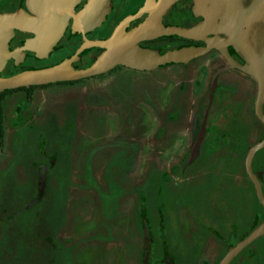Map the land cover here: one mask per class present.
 I'll use <instances>...</instances> for the list:
<instances>
[{
	"label": "flooded vegetation",
	"instance_id": "af4514ba",
	"mask_svg": "<svg viewBox=\"0 0 264 264\" xmlns=\"http://www.w3.org/2000/svg\"><path fill=\"white\" fill-rule=\"evenodd\" d=\"M71 1L72 9L63 32L49 48L38 50L28 48L27 42L36 38L35 32L19 28L11 22L0 21V77L51 67L75 54L83 43L107 39L122 20L131 16L124 27L128 32L149 20L158 2V0H108L103 6L101 1L91 15L94 18L81 29L75 25H79L81 12L91 0ZM58 3V0H0V16L24 13L37 17L32 8L52 9L57 7ZM194 4V0H173L164 11L160 12V24L163 27L179 28H191L202 24L203 16L195 14ZM254 28L260 34H264V23H256ZM213 36L212 33L196 38L160 34L139 40L138 46L164 53L190 46L208 47L207 40ZM218 36L226 42L231 59L238 64H245V58L228 42V37L223 33H218ZM103 51L104 48L97 46L83 48L76 54L77 59L71 61L72 68L78 70L88 67ZM226 65L227 61L222 53L210 47L203 54L186 62H169L158 67L167 68L168 74L172 72L178 74L179 89L182 87L186 91L189 87H195V90L199 91L206 84L209 89L217 69ZM123 70L138 69L118 64L103 73L89 77L98 79L115 77ZM228 72H239L248 82L247 90L250 91L251 86L255 88L254 96L249 95L247 99L246 92L242 93L234 81L223 75ZM89 77L72 81L75 83ZM60 82L63 81L0 90V264H58L59 250L62 254L60 257L62 264L65 262L66 264H113L110 253L114 252H116V261L120 263V257L123 255L122 247L131 248V242L136 244L135 247L139 251L136 264H141L145 243L143 217L148 222L149 257L154 240L162 250L161 264H219L229 248L255 228L247 233L243 232V226L249 225L244 217L247 212L246 206L242 207L238 217L217 211L219 217L215 218L211 213V216H208L210 220L203 223L193 216L185 221L176 217L178 199L189 194H196L200 199L204 186L213 185L215 182L227 183L228 186L235 184L236 179L230 169L234 170L236 167L231 163V158L238 154L240 157L243 152V169L254 189L245 171V156L250 146L264 139V135L259 138L252 137L253 128L246 125L241 118L244 102L250 101V112L261 122L254 112L258 85L252 76L234 66L225 68L217 74L205 129L198 152L192 160H190L191 150L185 161L184 155L181 156L186 146L182 137L178 139L180 143L176 151L171 152L170 149L164 153V149L171 146L172 134L169 132L179 131L176 128L184 122L185 103L179 107L175 104L172 105L173 107L170 105L169 110L167 104L168 111L162 119L157 118L161 115L160 112L156 113L155 122H158V125L153 138L157 145L150 147L147 153L150 161L146 162L143 175L138 173L141 147L133 139L138 138L136 136L138 132L132 133L130 130L123 132L122 129L116 131V135L113 136L114 142L105 140L106 134L102 130V125L106 122L103 113L108 102L103 97L90 101L86 99L85 103L88 107L94 105L99 112L98 120L94 121L96 130H93L99 141L92 146L88 144L84 147L83 140H79L84 137V135L80 136L83 132L79 133L75 130L77 122L80 123L78 117H74V114L78 116L79 113L78 103H69L64 114L66 119L63 120L65 129L63 133L61 132L67 137V145L64 148L59 147V115L54 111L51 112V129L45 128L44 124L47 123L48 116L45 109L41 108V103L42 91L46 85L73 84ZM205 98L204 106L198 114V132L207 104L208 90ZM144 100L158 109L151 97ZM167 100H170V97ZM135 101L130 100L133 108L137 104ZM262 109L264 112V102ZM213 113L222 123L210 130L207 124ZM130 117L131 114L125 118L124 122L127 124L124 129L131 122ZM261 124L264 126V123ZM79 146L89 147V155H93L91 160L96 159L99 162L97 167L94 165L90 167L85 161L83 167L85 178L78 180L77 173L74 174L76 164L71 156L79 154L77 152ZM262 149L264 147L254 154L251 168L260 181L264 193V159L260 164L253 165L254 157ZM80 155H82L81 160H84L85 155L83 153ZM102 155H104L103 161ZM59 158L62 160L63 180L60 179L57 170ZM170 163L171 166L165 167ZM179 169L183 172V177L179 182H172L171 177L174 174L172 170ZM60 181L65 183L63 194L59 193ZM11 189L13 190L10 193ZM48 191L54 197L52 201L58 203L61 200L63 211L58 220L54 219L50 210H43ZM254 193L264 210L255 189ZM168 199L172 200V204L168 205ZM66 202H68L67 206ZM198 203L203 204L201 199ZM149 207L155 208L156 219L153 224L156 223L158 236L151 230L153 226L148 220ZM66 208L75 210L69 218L68 227L71 226L73 239L68 244H64L60 238ZM184 213H188L187 209ZM87 223L89 226H86ZM78 227L81 230H78ZM255 240L242 248L227 264L247 263L251 256H254ZM93 248L97 250L95 257ZM126 257L128 259L124 264H134L133 259Z\"/></svg>",
	"mask_w": 264,
	"mask_h": 264
},
{
	"label": "rangeland",
	"instance_id": "374dc122",
	"mask_svg": "<svg viewBox=\"0 0 264 264\" xmlns=\"http://www.w3.org/2000/svg\"><path fill=\"white\" fill-rule=\"evenodd\" d=\"M223 75L227 76L230 80L234 81L236 83V86H238L242 93L246 92L245 97H247V99L249 95L254 96L255 88L251 86L250 91H248V82L244 77L240 75L239 72H228L224 73ZM167 79L169 80L167 81ZM195 89V87H189L186 91H184V88L182 87L181 89H179L178 74L176 72L168 74V69L165 67H158L151 70H123L120 74L116 75L115 77L108 76L102 79H98L96 77H89L87 79H82L78 82H75L69 86L61 85L58 83L49 84L46 85V87L42 91L41 108L45 109V111L47 112L46 115L48 116L46 117L47 123H45L44 125L45 128L48 127L50 130L52 126V121L50 120L51 112L54 111L58 113L60 130L58 134V143L59 147L64 148L65 145H67V137L62 134L65 129V122L63 120L66 119V116L64 114L67 110V106L70 105L69 103H78L79 113L78 116L74 114V117H78V121H80V123L77 122L75 130H78L79 133L80 131L83 132L80 133V136L84 135V137L79 140H83L85 144L84 147L88 144L92 146L95 142L99 141L98 136L94 134L93 131L96 130L94 128L96 127L94 121L98 120L99 117L97 116L99 112L96 108H94V105L92 104L90 107L86 106V99H89L90 101L98 100L102 97L105 98L106 102H108L107 107L104 109L105 113H103L105 115L106 122L104 123V125H102V130H104V134H106L105 140H108L109 142H114L115 138L113 136L116 135V131L122 129L123 132H128V130H130V132L132 133L138 132L136 134L138 138L135 137L133 139L134 141H137V143L141 147V157L138 160V173L143 175L145 164L147 161H150V159L147 157V153L150 150V147H152L153 145H157V143H154L155 141L153 138L156 126L158 125V122H155L156 113L159 114L160 112L161 114L157 118H164L166 111H168L170 108V105L171 107H173L172 105L175 104L179 107L182 103H185L186 114L184 115V122L181 124L180 127L178 126L176 128V130L179 129V131L174 133L173 131L169 132L170 134H172L171 146L170 148H165L164 153L168 152V150L170 149L171 152L176 151V148L180 143L178 139L182 137L186 143V146L185 151L183 150L181 156L184 155V161L189 156L191 150L190 146L192 145L193 140L199 129L198 114L204 106V102L206 100L205 94L208 90V86L207 84L204 85L203 88L199 91H196ZM177 96H179L178 99ZM214 96L216 97V92ZM147 97H151L153 99V102L158 108L157 110L153 108L152 103L145 102L144 98L146 99ZM169 97L170 100H167L169 99ZM240 97L242 98L241 94ZM130 100H136L135 103L137 104L135 105V108H133L132 104H130ZM244 103L245 104L242 108L241 118L245 121L246 125H250L253 128L251 133L252 137H262L264 135L263 124H261V122H259L250 112V101H245ZM167 104H169V106L167 107L168 110L166 109ZM99 109L102 111V107H100ZM129 114H131V122H129V126H126V128L124 129V126L127 124L126 122H124V120L126 117L129 116ZM221 123L222 121L216 119L213 113V116L210 117L207 126L208 129L212 130ZM84 147L79 146L77 148V152H79V154L77 153L78 155L74 154L71 156L74 164H76V167L74 168V174L77 173L76 176L78 177V180L85 178L83 169L85 161L89 163L90 167L93 165L94 167H97L99 162H97L94 158V160H91V157H93V155H89L90 148ZM80 153H83V155H85L84 160H81L82 155H80ZM243 154L244 152L240 155V157L238 154L236 155V157L234 156L231 158V163H233V165L236 167V169L234 170L230 169L231 173H233L235 176V184L228 186L227 183L222 184L215 182L213 185L204 186L203 195H201L202 198L200 197L203 203L202 205H199L198 202L200 199L196 194H189L184 196V198L178 199V205L176 210L177 219L185 221L186 219H188V217L193 216V218L195 217L200 223H203L210 220L209 217L211 216V213H213V217H219L217 211H219V213L220 211H222L224 215L229 214L230 216L235 215L236 217H238L240 215L242 207L246 206L247 212L244 214V217L246 219H244L248 220L247 223H249V225L247 224L248 226H243V232L247 233V231H250L259 223H261L264 219V210L258 202L254 193V189L251 183L248 181L247 176L244 172ZM162 155L163 153L161 154V156ZM95 157H97V155ZM103 158L104 155H102V161ZM263 159L264 149L260 150L256 154V156L254 157L253 165H258V163L260 164ZM58 162L59 165L57 170L60 174V179L63 180L64 173L61 171V158H59ZM169 166H171V163L167 164L165 167ZM192 168L194 167L192 166ZM172 171L174 172L173 176L171 177L172 182H179V179L183 177V172L180 171V169ZM205 171L206 170H204V172ZM58 186L59 193L63 194L65 189V183L63 181H60ZM74 189L75 191H77L76 187ZM12 190L13 189L10 190V193ZM69 192L70 190H68V193ZM46 194V203L44 204L43 210H50L54 216V219L58 220L63 211L61 206V200L56 203L54 200L52 201L54 197L51 196V192L48 191L46 192ZM67 203L68 202H66V206ZM244 203L245 205H243ZM169 204H172V200L168 201V205ZM186 209L188 212L187 214L184 213ZM149 210L150 213L148 214V220L152 223L151 225L153 226L151 230L153 234L155 233L158 236L159 231L156 227V223L155 225L153 224V221L156 219L155 208L152 209L149 207ZM73 213H75L74 209L70 210L66 208V213L63 215L60 238L61 241L64 242V244L71 243L70 241H72L73 239V236L70 232L72 231L71 226L68 227L69 218ZM86 226H89V223H87ZM82 227L85 228L83 225ZM78 230H81V228L78 227ZM157 243L158 242H155L153 240V248L148 260V264H154L156 262L161 264L160 260L163 258V254L162 250L159 248ZM135 245L136 244L134 242H131V246L129 245L131 248L128 249V247H122L121 253H123V255L122 257H120V263L115 259L116 252L113 251L114 253H110L112 263L124 264L126 262L125 260L128 259V257L126 256H129L130 259H133V263L136 264L137 260L139 259V251H137ZM253 247L254 256H251V259L245 264H264V235L254 241ZM93 249L95 250V248ZM96 252L97 250L93 252L94 257Z\"/></svg>",
	"mask_w": 264,
	"mask_h": 264
},
{
	"label": "water",
	"instance_id": "95a60500",
	"mask_svg": "<svg viewBox=\"0 0 264 264\" xmlns=\"http://www.w3.org/2000/svg\"><path fill=\"white\" fill-rule=\"evenodd\" d=\"M58 1V6L52 9L41 10L32 8V11L38 15L37 17L21 13L0 16V21L2 23L11 22L19 28L35 32L36 38L27 42L28 48L37 50L39 48H49L61 36L72 9L71 0ZM101 1L104 6L108 0H91V3L81 12L78 21L79 25H75V27L82 29L84 25H87L94 18L91 15H93L94 9ZM172 2L173 0H158L155 12L151 18L128 32L124 30V27L132 17H126L115 27L113 33L107 39L87 41L77 49L75 54L51 67L26 70L8 77H0V90L77 80L103 73L118 64L138 70H151L169 62H186L195 56L203 54L210 47H214L226 58L227 65L217 69L209 86L202 124L192 144L190 160L198 152L208 110L213 100L216 76L221 70L234 66L257 81L258 87L254 112L257 118L264 123V112L262 109L264 102V34H260L254 28L256 23H264V0H194V12L203 16L202 24L191 28L163 27L159 21L160 12L164 11ZM206 33L214 34L212 38L207 40L208 47L190 46L158 53L155 50L138 46L139 40L160 34H176L183 37L196 38ZM218 33H223L228 37V42L245 58V64H238L231 59L226 48V42L218 36ZM90 46L102 47L104 51L88 67L78 70L73 69L71 61L77 59L76 54L83 48ZM263 147L264 139L250 146L245 156L244 164L245 171L254 185L256 195L264 206V193L261 183L251 168L254 154ZM39 192L41 193V190ZM143 219L145 243L141 264H147L150 238L147 219L145 217ZM263 234L264 220L244 238L231 246L219 264H227L242 248Z\"/></svg>",
	"mask_w": 264,
	"mask_h": 264
},
{
	"label": "trees",
	"instance_id": "16d2710c",
	"mask_svg": "<svg viewBox=\"0 0 264 264\" xmlns=\"http://www.w3.org/2000/svg\"><path fill=\"white\" fill-rule=\"evenodd\" d=\"M74 81H63V82H60V83H68V84H71V83H73ZM253 187V186H252ZM60 257H62V254H61V251L59 250V254H58V264H62L61 263V259H60ZM140 258H141V256H140ZM64 264V263H63Z\"/></svg>",
	"mask_w": 264,
	"mask_h": 264
}]
</instances>
